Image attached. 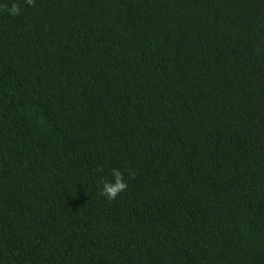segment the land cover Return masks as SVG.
Returning <instances> with one entry per match:
<instances>
[{
	"label": "trees",
	"instance_id": "obj_1",
	"mask_svg": "<svg viewBox=\"0 0 264 264\" xmlns=\"http://www.w3.org/2000/svg\"><path fill=\"white\" fill-rule=\"evenodd\" d=\"M0 264H264V0H0Z\"/></svg>",
	"mask_w": 264,
	"mask_h": 264
},
{
	"label": "clouds",
	"instance_id": "obj_2",
	"mask_svg": "<svg viewBox=\"0 0 264 264\" xmlns=\"http://www.w3.org/2000/svg\"><path fill=\"white\" fill-rule=\"evenodd\" d=\"M26 2L32 6L35 5V0H26ZM10 13L12 15H19V6L17 4H12L10 8ZM111 176V180L103 179L101 181V195L106 197L108 200L115 199L121 192L125 191L128 187V184L124 179V174L119 169L113 168L111 170Z\"/></svg>",
	"mask_w": 264,
	"mask_h": 264
}]
</instances>
